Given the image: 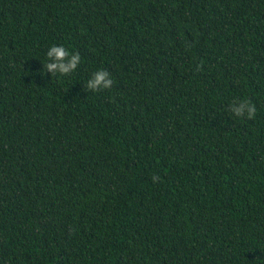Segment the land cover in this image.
<instances>
[{
    "label": "trees",
    "instance_id": "1",
    "mask_svg": "<svg viewBox=\"0 0 264 264\" xmlns=\"http://www.w3.org/2000/svg\"><path fill=\"white\" fill-rule=\"evenodd\" d=\"M0 264H264V0H0Z\"/></svg>",
    "mask_w": 264,
    "mask_h": 264
},
{
    "label": "clouds",
    "instance_id": "2",
    "mask_svg": "<svg viewBox=\"0 0 264 264\" xmlns=\"http://www.w3.org/2000/svg\"><path fill=\"white\" fill-rule=\"evenodd\" d=\"M47 63L44 64V71L52 73L53 76L70 75L81 63V56L78 52L72 53L64 46L53 45L47 52ZM114 81L110 73L104 69L98 70L92 74V78L86 83V89L99 92L111 89ZM237 117H246L254 119L256 116V107L250 100L234 101L229 109ZM154 181L157 177H153Z\"/></svg>",
    "mask_w": 264,
    "mask_h": 264
}]
</instances>
